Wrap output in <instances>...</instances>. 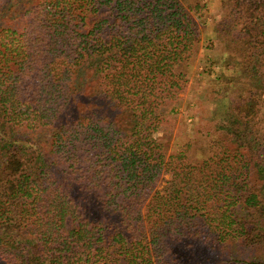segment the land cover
Wrapping results in <instances>:
<instances>
[{"label": "trees", "instance_id": "trees-1", "mask_svg": "<svg viewBox=\"0 0 264 264\" xmlns=\"http://www.w3.org/2000/svg\"><path fill=\"white\" fill-rule=\"evenodd\" d=\"M219 4L178 138L201 0H0V264H264V0Z\"/></svg>", "mask_w": 264, "mask_h": 264}, {"label": "rangeland", "instance_id": "rangeland-1", "mask_svg": "<svg viewBox=\"0 0 264 264\" xmlns=\"http://www.w3.org/2000/svg\"><path fill=\"white\" fill-rule=\"evenodd\" d=\"M220 0H201V9L203 12V20L205 21V29L201 41L200 52L202 58L197 61L193 68L188 72V78L184 84L183 89L176 95V98L171 99L168 104H165L163 116L161 118L160 130L165 131L164 134L171 132L178 138L180 133L189 129L198 121H207L223 116L226 111V105L229 96H213L216 93L212 91L209 83L215 75H220L223 81L227 76L228 70L222 68V63L217 62L209 74L205 76L206 82H201L198 71L202 69L207 61L204 59L210 58L212 48L217 45L214 44V24L221 15ZM227 68H232L229 64ZM225 75V76H224ZM203 79V80H204ZM169 106H173V110H168ZM164 109V107H162ZM161 109V110H162ZM126 114H117L118 124L125 125ZM122 120V121H121ZM189 127V128H188ZM186 128V129H185ZM160 130L158 131L160 133ZM164 177L166 175H163ZM163 180H160L162 183Z\"/></svg>", "mask_w": 264, "mask_h": 264}]
</instances>
